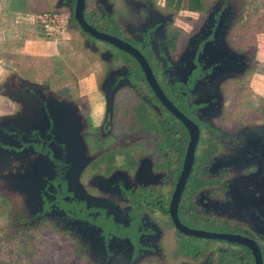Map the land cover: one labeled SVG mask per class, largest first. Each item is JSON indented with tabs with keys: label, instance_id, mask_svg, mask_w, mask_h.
I'll use <instances>...</instances> for the list:
<instances>
[{
	"label": "flooded vegetation",
	"instance_id": "flooded-vegetation-1",
	"mask_svg": "<svg viewBox=\"0 0 264 264\" xmlns=\"http://www.w3.org/2000/svg\"><path fill=\"white\" fill-rule=\"evenodd\" d=\"M202 2L180 24L167 0H43L72 55L8 79L0 114V195L58 245L28 264H264L259 37Z\"/></svg>",
	"mask_w": 264,
	"mask_h": 264
},
{
	"label": "rangeland",
	"instance_id": "rangeland-1",
	"mask_svg": "<svg viewBox=\"0 0 264 264\" xmlns=\"http://www.w3.org/2000/svg\"><path fill=\"white\" fill-rule=\"evenodd\" d=\"M235 1L240 8L242 40L246 46L257 43L258 32L264 36V0ZM46 7L43 0H0V114L8 108L9 101L2 95L8 79L16 74L31 78L34 71L45 75L54 55L59 53L65 62L72 55L69 35L61 32L62 21L48 20ZM172 7L177 12V23L187 22L192 15L186 0ZM36 66L39 70H33ZM12 206L11 200H3L0 195V264H28L30 252L58 246L46 237L23 236L10 217V212L14 215Z\"/></svg>",
	"mask_w": 264,
	"mask_h": 264
},
{
	"label": "crops",
	"instance_id": "crops-1",
	"mask_svg": "<svg viewBox=\"0 0 264 264\" xmlns=\"http://www.w3.org/2000/svg\"><path fill=\"white\" fill-rule=\"evenodd\" d=\"M263 34V33H261ZM259 35V42H258V47H259V59L261 61V63L264 65V36L263 35ZM262 74L259 75L260 77V81L259 83L256 85V89L258 92L264 93V72H261Z\"/></svg>",
	"mask_w": 264,
	"mask_h": 264
},
{
	"label": "trees",
	"instance_id": "trees-1",
	"mask_svg": "<svg viewBox=\"0 0 264 264\" xmlns=\"http://www.w3.org/2000/svg\"><path fill=\"white\" fill-rule=\"evenodd\" d=\"M203 0H186V6L191 10H198L203 7ZM170 5L180 6L182 0H167Z\"/></svg>",
	"mask_w": 264,
	"mask_h": 264
},
{
	"label": "water",
	"instance_id": "water-1",
	"mask_svg": "<svg viewBox=\"0 0 264 264\" xmlns=\"http://www.w3.org/2000/svg\"><path fill=\"white\" fill-rule=\"evenodd\" d=\"M10 80V79H9ZM2 151V150H1Z\"/></svg>",
	"mask_w": 264,
	"mask_h": 264
}]
</instances>
